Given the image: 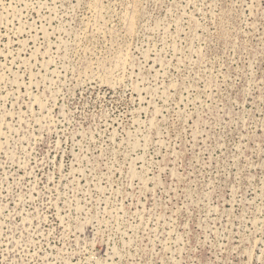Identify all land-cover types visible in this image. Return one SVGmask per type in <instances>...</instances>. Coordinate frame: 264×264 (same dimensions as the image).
I'll return each instance as SVG.
<instances>
[{
    "label": "rangeland",
    "instance_id": "374dc122",
    "mask_svg": "<svg viewBox=\"0 0 264 264\" xmlns=\"http://www.w3.org/2000/svg\"><path fill=\"white\" fill-rule=\"evenodd\" d=\"M0 264H264V0H0Z\"/></svg>",
    "mask_w": 264,
    "mask_h": 264
}]
</instances>
